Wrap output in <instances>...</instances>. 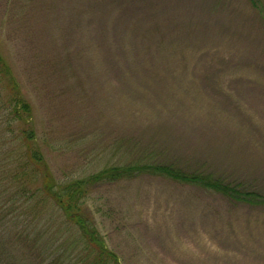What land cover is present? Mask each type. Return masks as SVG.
<instances>
[{
  "label": "rangeland",
  "instance_id": "374dc122",
  "mask_svg": "<svg viewBox=\"0 0 264 264\" xmlns=\"http://www.w3.org/2000/svg\"><path fill=\"white\" fill-rule=\"evenodd\" d=\"M0 53L59 181L110 166L126 139L264 192V20L249 0H0ZM6 120L0 233L12 232L4 242L21 264L16 219L42 184H27V197L11 188L22 148ZM87 205L121 264H264V206L149 176L96 185ZM41 209L28 219L79 235L49 203Z\"/></svg>",
  "mask_w": 264,
  "mask_h": 264
},
{
  "label": "trees",
  "instance_id": "16d2710c",
  "mask_svg": "<svg viewBox=\"0 0 264 264\" xmlns=\"http://www.w3.org/2000/svg\"><path fill=\"white\" fill-rule=\"evenodd\" d=\"M249 2L264 20V0H249ZM0 113L7 117L6 125L13 134L14 140L10 142L20 140L17 144L22 148L20 153L15 151L17 157L21 158V165L12 173L11 188L16 189L17 197L22 192L27 197L31 192L27 184H36L38 180L42 184L40 191L32 192L28 196L32 201L30 205L32 209L27 208L22 211L16 219L18 225L15 229L16 241L22 243V246L19 245L25 250L26 255L22 259L27 261L16 259L21 264L29 262L32 264H121L119 257L107 247L97 229L94 215L87 205L92 188L102 183L116 184L149 176L199 188L211 195L220 196L235 206H264V192L253 183L230 181L206 162L184 161L158 146L145 147L135 140L122 139L115 142V151H118L120 159L113 157L114 161L110 166L81 178L59 181L45 161L42 140V143L37 141L30 98L24 93L1 53ZM15 126L20 127L16 135L13 130ZM14 150L12 148L11 153ZM5 179V176H0L1 181ZM3 188L5 186H0L2 191ZM38 194L41 196L40 199ZM7 203L17 207L18 202L10 194ZM41 203H49L50 210L56 208L58 213L61 212L62 219L75 227L79 235L70 240L71 235L65 236L60 229L53 231L51 224L54 219L48 225L46 222L43 224V219H28L30 214L37 216L41 212ZM16 210L11 209L5 215L13 214ZM56 225L62 224L57 222ZM47 226L49 228L45 232ZM49 231L51 233L48 238L44 239ZM8 235L0 233V264H14L11 251L8 250L11 245L9 242H4L5 239H10Z\"/></svg>",
  "mask_w": 264,
  "mask_h": 264
}]
</instances>
